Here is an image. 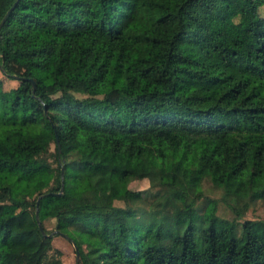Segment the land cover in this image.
<instances>
[{
  "label": "trees",
  "instance_id": "1",
  "mask_svg": "<svg viewBox=\"0 0 264 264\" xmlns=\"http://www.w3.org/2000/svg\"><path fill=\"white\" fill-rule=\"evenodd\" d=\"M11 5L0 264H62L34 209L69 194L112 197L53 214L79 264H264L229 200L264 199V0H0V19Z\"/></svg>",
  "mask_w": 264,
  "mask_h": 264
},
{
  "label": "rangeland",
  "instance_id": "2",
  "mask_svg": "<svg viewBox=\"0 0 264 264\" xmlns=\"http://www.w3.org/2000/svg\"><path fill=\"white\" fill-rule=\"evenodd\" d=\"M260 14L264 13V5L259 6ZM0 78L3 81L4 88H9L17 84L16 78L7 77L0 68ZM53 143L50 144V150H53ZM148 179L146 177L131 179L128 185L135 188L146 187L148 185ZM204 189L212 195H220L221 188L213 185L211 181L205 178L202 181ZM112 192H116V188H113ZM37 204L35 203V209H37L38 217L45 226V228L52 234V245L55 248L61 250L60 258L62 264H77L76 250L74 247V240L66 232H57L55 228V219L53 214L74 203L82 201H95V202H110L112 200L111 194L96 195V194H69L63 197L53 196H37ZM36 198V199H37ZM232 204L236 206L241 212L240 219L246 220L247 227L256 235L264 236V199H257L251 201L247 196L229 198ZM41 201L43 202L40 205ZM115 201V200H114ZM13 210L18 209L17 205H12ZM34 209V210H35ZM228 207L223 203H220L219 211L226 212Z\"/></svg>",
  "mask_w": 264,
  "mask_h": 264
},
{
  "label": "water",
  "instance_id": "3",
  "mask_svg": "<svg viewBox=\"0 0 264 264\" xmlns=\"http://www.w3.org/2000/svg\"><path fill=\"white\" fill-rule=\"evenodd\" d=\"M11 7H12V5H11V6L5 11V13L3 14V16L1 17V19H0V24L4 21L6 15H7V13H8V11L10 10ZM30 79H31V81H32V84H35L34 79H33L32 77H30ZM56 145H57V149L60 150V143H59L57 137H56ZM61 178H62V167H61ZM61 190H62V186H61L60 189H59L58 191H56L55 193H60ZM37 200H38V198L36 199V204H37ZM35 217H36L37 224H38V228L40 229V231H41L42 233H46V232H45V229H44V227H43V225H42V223H41V221H40V219H39V217H38L37 209H35ZM47 234H50V233H47ZM74 247H75V250H76V261H77V264H79V261H78V255H79V252H78L77 245L74 244Z\"/></svg>",
  "mask_w": 264,
  "mask_h": 264
}]
</instances>
